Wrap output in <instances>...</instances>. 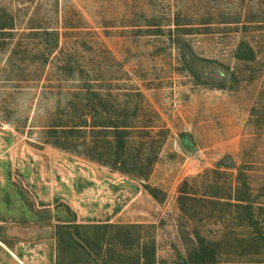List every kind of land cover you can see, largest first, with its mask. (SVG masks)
<instances>
[{
    "label": "rangeland",
    "instance_id": "obj_1",
    "mask_svg": "<svg viewBox=\"0 0 264 264\" xmlns=\"http://www.w3.org/2000/svg\"><path fill=\"white\" fill-rule=\"evenodd\" d=\"M4 24L0 264H186L198 242H219L213 264H264L241 241L264 237V0H0ZM88 90L156 156L146 179L45 137ZM184 181L197 199L249 188L257 224L222 202L182 211Z\"/></svg>",
    "mask_w": 264,
    "mask_h": 264
},
{
    "label": "trees",
    "instance_id": "obj_2",
    "mask_svg": "<svg viewBox=\"0 0 264 264\" xmlns=\"http://www.w3.org/2000/svg\"><path fill=\"white\" fill-rule=\"evenodd\" d=\"M6 28L13 27L5 26L4 24L0 26V32H4L3 30ZM250 53L248 57L244 56L243 49L240 47L237 57L239 59L253 58L251 50ZM75 94V99H70L69 105H72L74 102H83L84 107L88 108V110L81 113L79 116L80 121L69 123L59 119L57 122L48 124L44 129V133L45 137L49 139V143L63 149L80 147L83 153H86L91 160L122 173L146 179L156 156L141 158L140 148L136 147L135 153H133L134 149L129 147L130 135L134 130V125L132 121H129L128 117L123 118V106L113 107V110L107 109L104 105L108 102L107 98H104V95L97 90H88L83 96H81V93L78 94V92ZM101 103H103V107L99 110L96 104L101 105ZM183 141H185V138ZM145 169L147 170L146 172ZM187 185L188 182L184 181L178 198L182 211L186 213L189 211L188 206H186L189 201L194 202L199 199V201L201 200L210 204L222 202L240 214L239 225L251 226L253 223L257 224L254 215L255 205L249 194L250 192H248L249 188L248 190H243L240 185H237L235 189L227 193H220L214 190L197 199L195 194H190L187 191ZM208 185L211 186V184ZM150 191L152 192L153 190L150 189ZM190 208L192 209L193 207L190 206ZM241 241L244 242V245L254 244L258 249L262 248L264 250V237L262 235L257 234L255 237L250 234L242 237ZM215 243V246H207L198 242L196 249L188 254L186 264L215 263L219 256L217 250L219 242ZM144 264L154 263L147 260Z\"/></svg>",
    "mask_w": 264,
    "mask_h": 264
}]
</instances>
